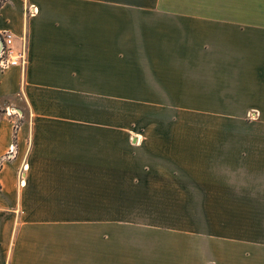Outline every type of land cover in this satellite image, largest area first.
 Returning <instances> with one entry per match:
<instances>
[{
	"label": "crops",
	"instance_id": "1",
	"mask_svg": "<svg viewBox=\"0 0 264 264\" xmlns=\"http://www.w3.org/2000/svg\"><path fill=\"white\" fill-rule=\"evenodd\" d=\"M5 32L16 49L25 42L27 62L0 71V110L21 116L0 119V264H152L167 242L130 235L102 213L144 210L135 206L156 193L181 203L188 163L207 173L191 177L192 195L240 206L245 195L264 217V141L245 145L256 148L247 156L229 139H179L168 152L161 136L119 123L120 100L151 109L213 99L209 84L263 100L264 0H2ZM220 164L213 179L209 167ZM196 241L194 264H264L263 251H228L230 237Z\"/></svg>",
	"mask_w": 264,
	"mask_h": 264
},
{
	"label": "rangeland",
	"instance_id": "2",
	"mask_svg": "<svg viewBox=\"0 0 264 264\" xmlns=\"http://www.w3.org/2000/svg\"><path fill=\"white\" fill-rule=\"evenodd\" d=\"M209 86L215 88V93L209 94L215 96L213 99L167 100L162 101L161 105H151V109H147L142 100H120L119 123H128L135 129H144V134L150 137L161 136L162 140H167L165 145L168 152L171 151L170 146L174 145L173 141L179 139H229L232 144L242 146L240 156L249 155L251 150L256 152V148L246 146L255 145L251 142L264 141V99L245 100L246 93L239 92L241 86L238 84ZM251 104L257 106L251 108ZM3 117L8 118L13 125L21 120L20 115H7L5 111L0 110V119ZM150 126L154 128H149ZM158 127L162 129L161 132L156 131ZM137 134H140L142 139L143 132L137 131ZM168 166L174 167V164L170 163ZM254 166V161L243 163L244 174L241 176H244L245 183H251L250 186L244 185L246 189L253 187L251 180L255 177ZM182 167L188 190H184L181 203H178V197L176 199L174 195L156 193L144 197L145 202L149 199L150 205L135 206L145 208L144 210L104 212L101 218L124 220L129 228L123 231H128L130 235L150 236L152 239L167 242L164 245L166 254L163 252L161 255H151V260L158 264H194L192 251L199 246L196 238L227 236L231 239V244L227 246L228 251L264 252V217L254 209V204L250 205L253 202L243 199L246 196L242 195V205L245 208L242 211H230L231 208L242 205L230 204L223 195H218L215 199L212 196H203L200 190H194L192 195L189 184H194V181L191 177L196 178V183H202L207 173L198 170V165V169L195 167L192 170L190 163L183 164ZM222 170L221 164L210 165L209 176L213 179L221 176L218 173H222ZM246 191L248 192V189L244 193ZM230 199L232 202L239 200L238 196L233 195ZM207 206L209 209L206 211L204 208ZM203 245L207 250L208 245ZM220 247L215 243L212 245L213 250L218 251ZM152 261V264L155 263Z\"/></svg>",
	"mask_w": 264,
	"mask_h": 264
},
{
	"label": "built area",
	"instance_id": "3",
	"mask_svg": "<svg viewBox=\"0 0 264 264\" xmlns=\"http://www.w3.org/2000/svg\"><path fill=\"white\" fill-rule=\"evenodd\" d=\"M34 12L35 7L33 5H30L28 7L29 15H32ZM24 43L25 42H22V46L18 50L14 46V37L11 33L5 32L0 34V71L10 66H18L22 69L25 67L27 59ZM5 112L7 115H19L17 113V109L15 108L6 107ZM9 149V153H7V155H12L14 152L13 145H10Z\"/></svg>",
	"mask_w": 264,
	"mask_h": 264
},
{
	"label": "trees",
	"instance_id": "4",
	"mask_svg": "<svg viewBox=\"0 0 264 264\" xmlns=\"http://www.w3.org/2000/svg\"><path fill=\"white\" fill-rule=\"evenodd\" d=\"M2 0H0V4H1Z\"/></svg>",
	"mask_w": 264,
	"mask_h": 264
},
{
	"label": "bare ground",
	"instance_id": "5",
	"mask_svg": "<svg viewBox=\"0 0 264 264\" xmlns=\"http://www.w3.org/2000/svg\"><path fill=\"white\" fill-rule=\"evenodd\" d=\"M26 166V165H25Z\"/></svg>",
	"mask_w": 264,
	"mask_h": 264
}]
</instances>
